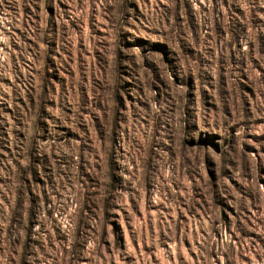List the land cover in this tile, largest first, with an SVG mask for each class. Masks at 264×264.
Segmentation results:
<instances>
[{
    "label": "rangeland",
    "instance_id": "obj_1",
    "mask_svg": "<svg viewBox=\"0 0 264 264\" xmlns=\"http://www.w3.org/2000/svg\"><path fill=\"white\" fill-rule=\"evenodd\" d=\"M0 264H264V0H0Z\"/></svg>",
    "mask_w": 264,
    "mask_h": 264
}]
</instances>
